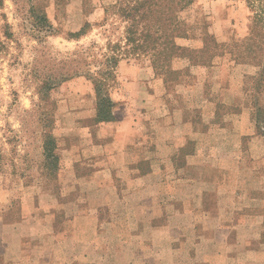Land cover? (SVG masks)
<instances>
[{
  "label": "crops",
  "instance_id": "1",
  "mask_svg": "<svg viewBox=\"0 0 264 264\" xmlns=\"http://www.w3.org/2000/svg\"><path fill=\"white\" fill-rule=\"evenodd\" d=\"M126 80L138 86L129 94L148 98L130 109V121L89 130L95 157L80 146L71 164L64 161L76 178L80 163L92 168L94 186L83 191L92 207H61L79 214L48 221L44 236L28 239L0 218V264H264V206L257 188L243 182L260 179L254 170L264 161V139L253 123L238 139L224 137L233 129L223 124L200 129L199 119L215 117L217 104L195 106L182 78L175 84L181 96L160 106L148 89L153 77ZM165 149L173 152L161 155Z\"/></svg>",
  "mask_w": 264,
  "mask_h": 264
},
{
  "label": "rangeland",
  "instance_id": "2",
  "mask_svg": "<svg viewBox=\"0 0 264 264\" xmlns=\"http://www.w3.org/2000/svg\"><path fill=\"white\" fill-rule=\"evenodd\" d=\"M1 2L0 218L16 224V231H21L28 239L30 236H44V224L48 221L60 223L79 214L71 209L64 212L61 207L80 204L86 207V212L94 204L91 197L83 194L84 190L94 186L88 181L92 168L80 163L74 170L82 176L76 178L73 170L67 169L64 163H70L80 146L85 149L83 155L95 157L92 144L89 145L95 141L91 131L97 126L94 123V86L85 76L63 79L83 63L95 64L101 59L102 53H106L108 39H119L122 29L109 33V25L100 27L105 20V9L115 0ZM36 13L46 14L56 30L55 35H50L47 28H41L35 19ZM250 15L243 0H195L179 14L189 38L179 39L177 43L199 50L206 47V37L209 36L221 45L218 55H222L213 59L212 66L208 67L175 59L171 67L179 71V75L167 77L159 75L147 58L123 61L116 81L111 84L116 121H130V109H139L140 102L148 98L143 99L139 93L129 94L131 91L135 93L133 88L138 86L130 85L126 79L135 81L136 77H153L148 89L153 93L152 101L158 100L160 106L181 96L176 93L175 84L182 78L188 83L186 88L191 87L189 97L195 99V106L202 107L207 99L217 104L216 116L199 119L198 128L210 130L215 123L223 124L224 128L233 129L223 132L224 137L235 134L234 139H238L241 128L246 129L250 123L255 126L249 100L242 91L237 96L234 91L244 84L242 76L253 74L256 69L235 63V57L231 55L235 50L233 46L249 37ZM86 22L92 25L88 34L79 41L70 40L68 34L78 32ZM158 79L164 80L165 85L156 82ZM45 83L50 85L48 97L45 90L42 92ZM224 85H227L225 91ZM230 89L233 91H226ZM131 100H135V106ZM240 111L245 114L234 115ZM47 134H53L57 139V153L61 158L60 171L53 175L46 168L43 154ZM243 141L247 147L248 137ZM70 146L75 147L74 152L70 151ZM171 152L172 149H165L160 154L170 155ZM261 164V168L254 170H259L261 178L253 181L245 176L243 182L246 189L257 188V197L264 206V161ZM89 209L87 212L91 214ZM262 212L264 214V210ZM34 223L39 224L34 226Z\"/></svg>",
  "mask_w": 264,
  "mask_h": 264
},
{
  "label": "trees",
  "instance_id": "3",
  "mask_svg": "<svg viewBox=\"0 0 264 264\" xmlns=\"http://www.w3.org/2000/svg\"><path fill=\"white\" fill-rule=\"evenodd\" d=\"M194 1L115 0L113 5L105 9V20L100 27L109 25L110 29L107 30L109 33L121 28V37L117 40L108 39L106 53H102L101 59L95 64L83 63L82 67L63 79L66 81L69 78L85 76L92 82L96 99L95 125L116 121L114 113L116 103L111 95V84L116 81L119 65L123 61L147 58L154 70L160 72L159 75L167 77V75H179V71H174L171 67L175 59L208 67L212 66L213 59L222 55V53L218 55L221 45L209 36L206 37L208 40L206 47L199 50L182 47L177 43L179 39L189 38L179 14L188 9ZM243 1L250 10L252 26L249 37L239 45L233 46L235 50L231 55H234L235 63L256 69L253 74L242 76L244 84L239 90L250 102L257 135L264 139V0ZM35 19L41 28H47L50 35H55L56 30L48 22L45 13L41 15L36 13ZM91 28L92 25L86 22L78 32L69 33L68 37L70 40L79 41ZM49 89V83H45L42 87V92L45 90L47 97ZM57 150V139L53 134H47L43 154L46 168L52 175L60 171L61 158Z\"/></svg>",
  "mask_w": 264,
  "mask_h": 264
}]
</instances>
